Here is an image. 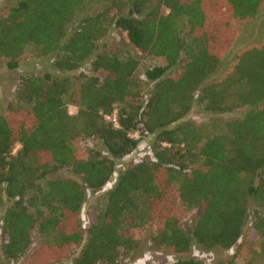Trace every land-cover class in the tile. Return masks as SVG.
Listing matches in <instances>:
<instances>
[{
	"label": "trees",
	"instance_id": "trees-1",
	"mask_svg": "<svg viewBox=\"0 0 264 264\" xmlns=\"http://www.w3.org/2000/svg\"><path fill=\"white\" fill-rule=\"evenodd\" d=\"M263 2L16 0L0 13L6 67L30 57L52 68L19 73L0 108V264H124L149 226L150 243L175 254L236 248L214 264H264V41L228 72L221 48L231 21ZM153 58L162 63H144ZM194 107L206 122L187 118ZM140 141L151 155L118 170L85 228L87 194ZM248 233L258 248L245 252Z\"/></svg>",
	"mask_w": 264,
	"mask_h": 264
},
{
	"label": "rangeland",
	"instance_id": "rangeland-1",
	"mask_svg": "<svg viewBox=\"0 0 264 264\" xmlns=\"http://www.w3.org/2000/svg\"><path fill=\"white\" fill-rule=\"evenodd\" d=\"M16 0H0V13L4 12L5 9L14 4ZM231 25L236 30V36L233 38L228 39L224 36V41L221 44V48L225 53L223 54V65L228 66L227 72L230 70V65L235 62L236 57L240 55L243 51L252 48V47H259L263 44L264 41V2L262 3L261 9L259 14L254 18H247V19H235L231 21ZM224 29L223 31H225ZM122 34H120L121 36ZM219 49V48H218ZM227 52V53H226ZM147 64H161L162 61L160 59L153 58V60L144 61ZM52 68L50 66V58H45L42 60H34L30 57H23L19 61V66L15 70H9L4 60L0 59V108L4 109L6 101L12 96V91L17 81V75L19 73H24L26 71H42L47 70L50 71ZM143 66H140L138 71L142 72ZM76 108L73 105L69 106V112L74 113ZM216 116V115H215ZM210 116L205 114L200 109L196 107L189 113L187 118L195 119L199 122H206ZM208 130H213L214 127L212 124L207 126ZM134 138H137V133L133 134ZM90 145L95 146L97 148H101L102 146L99 141L97 140H90ZM18 148V145L15 147V150ZM151 155L150 149L147 147L146 143L140 141L136 150L116 161V171L115 175L111 179V181L100 191H96L93 193L87 194V201L83 207L82 214H81V222L82 225L86 228L89 223V215L88 209L89 206L95 202L96 198L100 196L106 189H108L115 181V176L118 174V170L122 169L125 165L131 164L143 158H147ZM63 174L67 175V172H63ZM3 205L0 204V216L3 210ZM183 227L185 230L188 231L190 228V220L186 219L183 221ZM155 230V227H146L143 229H138L134 231V236L141 240L139 252L133 261H126L124 264H168L174 262L176 258L188 259L190 256L195 261L202 262L203 264H214V263H223L227 262L232 259V255L235 252V249L230 250H201L197 247L190 253H183V254H175L170 249L165 248H157L154 247L149 240L150 234L152 231ZM241 248L243 251L247 252V249L250 250L258 248V241L256 240L255 236L252 233H248L244 236L241 243ZM78 250L77 245H71L68 248L67 253L65 254V259H69L74 254H76ZM243 256V254H242ZM246 256V255H245ZM238 257L234 261L233 264H247L246 257ZM24 258L17 261L15 264H22Z\"/></svg>",
	"mask_w": 264,
	"mask_h": 264
},
{
	"label": "built area",
	"instance_id": "built-area-1",
	"mask_svg": "<svg viewBox=\"0 0 264 264\" xmlns=\"http://www.w3.org/2000/svg\"><path fill=\"white\" fill-rule=\"evenodd\" d=\"M105 119L112 122V125L114 127H118V121H117V115H116V110H113V112L111 114H106L105 115ZM134 134V133H133ZM133 134H131L133 136Z\"/></svg>",
	"mask_w": 264,
	"mask_h": 264
}]
</instances>
